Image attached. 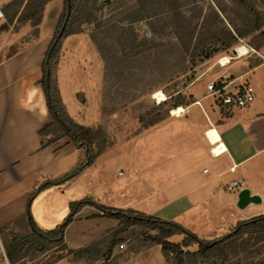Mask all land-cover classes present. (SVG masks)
I'll return each mask as SVG.
<instances>
[{
    "label": "crops",
    "instance_id": "obj_1",
    "mask_svg": "<svg viewBox=\"0 0 264 264\" xmlns=\"http://www.w3.org/2000/svg\"><path fill=\"white\" fill-rule=\"evenodd\" d=\"M10 1L0 0V25L4 23L2 7ZM62 7L63 0H47L43 4L38 35L34 38L22 39L30 32L29 23L13 32L7 24L9 29L0 32H4L0 38V250L4 261L0 264H10L2 243L5 231H30L26 217L30 195L44 181L58 180L71 172L83 159L82 149L69 137L42 146L47 136L38 133L51 120L38 82L40 66ZM61 67L60 63L56 73L60 97L68 115L83 124L72 89L70 96L66 95L71 105L63 95ZM243 68L222 73L221 82L228 91L242 84L249 86L254 99L247 106L223 113L213 99L210 103L201 95L207 92L206 83L194 80L188 87L198 93L194 97L200 101L185 107L180 112L181 115L186 110L184 115L171 114L147 127L135 124L132 133L123 130L117 134L112 132L111 112L108 119H98L96 122L102 123L110 137L109 145L78 175L33 196L29 209L36 225L41 229L55 227L68 213L71 202L85 198L175 221L205 239L224 234L239 220L264 214V60ZM68 75L74 84L73 75ZM96 122L85 124L92 128ZM119 143L136 148L146 146L145 143L147 146L141 152L137 149L135 161L121 158L126 176L116 184L107 176V169L102 168L100 158L112 154ZM153 144L155 149L164 145L172 152L165 171L160 172L157 159L151 154ZM220 145L224 148L214 154L212 148ZM96 172L102 174L97 175L98 179ZM231 181H236L237 186L229 188ZM124 184H128L127 190L121 189ZM239 188H248L261 201L237 207ZM117 226V219L102 216L98 209L86 204L64 229V241L74 251ZM158 247L155 244L130 251L128 257L114 264H168ZM73 256L65 254L47 264H77Z\"/></svg>",
    "mask_w": 264,
    "mask_h": 264
},
{
    "label": "rangeland",
    "instance_id": "obj_2",
    "mask_svg": "<svg viewBox=\"0 0 264 264\" xmlns=\"http://www.w3.org/2000/svg\"><path fill=\"white\" fill-rule=\"evenodd\" d=\"M34 3L35 0H24L20 7L5 4L0 32L9 29L7 24L11 27L10 32L17 31L22 25L18 20L31 14L28 8ZM77 6L78 11L69 25L74 33L62 39L51 72L52 82L57 85L56 73L61 63L60 84L68 104L71 105L67 96L72 89L84 125L102 117L108 119L111 112L113 134L123 130V133H132L135 124L147 127L171 114L180 115L197 99L194 95L198 93L188 87L194 80L206 84L215 80L222 84V73L229 72V69L240 71L264 60V0H168L166 3L153 0L145 6L149 11L146 15L150 17L131 23L129 20L140 8L138 0H78ZM251 6L259 14L251 12ZM1 34L4 32L0 33V38ZM34 37L31 26L28 35L22 39L26 41ZM160 45L165 46V53ZM139 49L146 50L137 54ZM223 57H229V62L222 64ZM68 73L73 75L74 84L69 82ZM201 95L211 103L212 97L207 92ZM96 123L92 129L98 145H109L110 137L102 123ZM118 145L112 154L100 158L102 168L107 169V176L116 184L126 176L121 158L135 161L137 149L141 152L147 143L139 148L129 143ZM154 146L151 154L156 157L160 172L165 171L172 152L164 145L157 149ZM100 173L94 174L96 179L97 175L102 176ZM127 185L121 189L127 190ZM78 193L82 195L81 190ZM116 228L86 244L89 247L85 251L74 254L77 264H114L128 257L130 251L156 244L146 240L149 235L157 234V230L149 225L130 224L114 236ZM24 234L23 230H6L4 236L9 239ZM111 238H114L111 251L105 252ZM181 238L182 235L174 234L167 240L175 242ZM121 243L123 248L119 247ZM157 245L168 264H176L174 255ZM57 249L55 244L46 243L45 248L31 249L15 264H47L65 253ZM100 250L105 252L102 257L99 256ZM183 250L188 252L183 255L182 264H264V231L223 240L203 253L195 244L183 247ZM2 260L3 250H0V263Z\"/></svg>",
    "mask_w": 264,
    "mask_h": 264
},
{
    "label": "trees",
    "instance_id": "obj_3",
    "mask_svg": "<svg viewBox=\"0 0 264 264\" xmlns=\"http://www.w3.org/2000/svg\"><path fill=\"white\" fill-rule=\"evenodd\" d=\"M23 1L24 0H11L10 2H8L7 6L13 5L15 7H20ZM35 1L36 3H34L33 6L31 5L32 8H28V11L31 12V14L25 15L18 21L20 24L26 23L28 21L32 26V34L34 36H37L38 25L41 20V9L43 4L47 0ZM152 1L153 0H138L140 8H137L135 10L134 14L136 16H134L133 19L129 20V22L131 23L133 20H138L140 18L145 19L150 17L149 15H146V13H148L149 11L145 9V6L151 4ZM163 1L166 3L168 0ZM77 2L78 0H63L62 11L59 14L54 33L49 40L41 61V76L38 79V82L42 86L47 111L50 115L51 120L50 122L42 126L38 130V133L41 136L48 137L45 142L41 143L42 146L48 145L56 141L60 137L67 136L71 139L74 145L82 149V151L84 152V156L78 166L71 172L64 175L58 180L44 181L30 195L26 208V217L28 225L30 227V231L22 236L13 235L9 239H6L4 234L2 235V243L8 262L10 264H15L21 261L30 252L31 249L40 250L45 248L46 243H53L56 247H58V251L65 252L64 254L57 255L55 260L62 258L65 254H80L81 252L88 249L89 245L73 251L68 249L64 241V229L73 220L74 215L78 212V210L86 204L92 205L93 207L98 209L102 216L113 217L118 220V227L114 230V236L130 224H144L151 226L153 229H156L157 234L149 235L146 240H149L152 243L159 244L162 250L173 254L176 264H182V257L185 253L188 252V250H183V247H189L192 244H195L198 251L200 253H203L210 247L218 245L223 240H227L250 232L264 231V214H259L244 220L237 221L227 232H225L218 238L209 240L197 236L195 233L191 232L175 221L167 220L154 215H147L133 209H122L112 206H106L96 203L87 198L71 202L69 205L68 213L63 218V220L55 227L51 229H41L36 225V223L32 219L29 209V205L33 196L48 186L65 182L78 175L84 169V167L92 162L96 154L102 151L105 147V145H98L97 136L95 134V131L91 127L76 122L68 115L60 97L57 85L53 84L51 78L53 65L57 61V57L60 53L62 39L69 34L74 33V31L69 28V25L72 18L78 11ZM250 11L259 14L257 9L253 6L250 7ZM96 45L101 52L100 45L98 43H96ZM160 46V49L165 47L162 45ZM144 50L146 49H139L136 53L139 54ZM162 52L165 53L166 50H164L163 48ZM2 232L3 228H0V233ZM174 234L182 235L181 240L175 242L167 240L168 236ZM113 243L114 238H111L107 247V251L105 252L111 251L110 249ZM105 252L101 251L99 253V256H104Z\"/></svg>",
    "mask_w": 264,
    "mask_h": 264
},
{
    "label": "built area",
    "instance_id": "obj_4",
    "mask_svg": "<svg viewBox=\"0 0 264 264\" xmlns=\"http://www.w3.org/2000/svg\"><path fill=\"white\" fill-rule=\"evenodd\" d=\"M1 16L2 13L0 12V17ZM206 91L207 95L212 97L214 104L217 105L223 113L229 112L235 108L247 106L254 99L252 89L245 84L240 85L236 90L228 91L222 84H218L215 80H210L206 84ZM195 102L199 103L198 100H195ZM203 171L206 172L207 169L204 168ZM236 186V181H231L229 183V188ZM119 247L123 248L124 244L121 243Z\"/></svg>",
    "mask_w": 264,
    "mask_h": 264
},
{
    "label": "water",
    "instance_id": "obj_5",
    "mask_svg": "<svg viewBox=\"0 0 264 264\" xmlns=\"http://www.w3.org/2000/svg\"><path fill=\"white\" fill-rule=\"evenodd\" d=\"M261 198L258 194L251 193L248 188H242L237 194L236 205L239 208H244L250 203H259Z\"/></svg>",
    "mask_w": 264,
    "mask_h": 264
},
{
    "label": "bare ground",
    "instance_id": "obj_6",
    "mask_svg": "<svg viewBox=\"0 0 264 264\" xmlns=\"http://www.w3.org/2000/svg\"><path fill=\"white\" fill-rule=\"evenodd\" d=\"M221 62H222V64H226V63H228V62H229V57H223V58L221 59ZM223 148H224V145H220V146H218V147H213V148H212V152H213L214 154H219Z\"/></svg>",
    "mask_w": 264,
    "mask_h": 264
}]
</instances>
